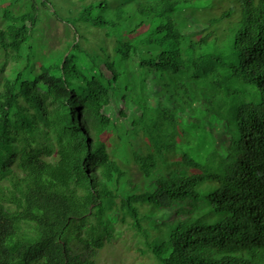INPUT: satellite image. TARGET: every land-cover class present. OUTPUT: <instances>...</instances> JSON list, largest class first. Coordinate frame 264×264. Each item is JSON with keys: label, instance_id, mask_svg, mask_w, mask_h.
Returning <instances> with one entry per match:
<instances>
[{"label": "trees", "instance_id": "16d2710c", "mask_svg": "<svg viewBox=\"0 0 264 264\" xmlns=\"http://www.w3.org/2000/svg\"><path fill=\"white\" fill-rule=\"evenodd\" d=\"M29 1L4 8L0 28V264H94L117 218L150 242L141 222L154 208L172 216L145 243L158 264H264V0H232L219 17L207 9L222 0H125L113 22L91 3L37 71ZM77 24L104 30L113 55L88 53ZM117 103L147 138L138 194L105 141L115 127L129 137L107 114Z\"/></svg>", "mask_w": 264, "mask_h": 264}, {"label": "rangeland", "instance_id": "374dc122", "mask_svg": "<svg viewBox=\"0 0 264 264\" xmlns=\"http://www.w3.org/2000/svg\"><path fill=\"white\" fill-rule=\"evenodd\" d=\"M34 1L36 3V17L38 18V22L32 35L31 44L34 52L32 63L35 65L34 68L37 71L41 61L45 59L50 52L62 50L66 44L72 41L74 32L71 25L75 20V15L82 7L91 3L99 4L101 2L104 4L105 11L102 12V10L100 11L98 8L95 10V13L99 10L97 14H104L109 21L113 22L117 16L114 10L116 4L118 5L119 1L125 0H46L45 6L41 4V0ZM231 2L233 1H215L207 9V13L210 17H219L229 7L234 6L235 3ZM30 4L31 2L29 0H0V28L6 26L2 15V10L4 8L8 9L11 14L17 16L28 11L30 9ZM234 8L238 10L237 5L234 6ZM57 17L60 21L57 20ZM203 17L204 14H200L197 19L199 18V20H201ZM238 19V14L233 13L228 19L219 24L220 27L217 28V33L220 35L221 32H223L222 29H225L229 24L236 22ZM136 20L135 18H131L129 20V25H133ZM77 28L81 36L82 47L88 53L91 54L93 51L101 53L99 47L104 45L107 53L110 56L113 55L112 47L114 39L106 38L104 30L95 29L86 24H77ZM30 52L31 50L29 53ZM3 61V53L0 51V65ZM12 65V62H9L6 67V73H8ZM127 70L129 71V64ZM120 106V103L114 104L113 107L107 110V114L111 115L115 124L124 121L123 123L129 131L128 140L123 142L122 139H125L123 131L121 132L119 131L120 129L115 127V129L107 133L105 141L108 146L107 149L110 157L115 160L123 172L124 178L121 182H125V192L127 191L129 194H138L150 187V183L143 179L138 169L137 162L138 156H142L146 152L145 145L147 143V138H145V133L142 130H136V133L131 131L132 119L136 117L130 114L131 112L129 111L128 105L124 104L127 118L122 119L117 116ZM148 106L150 105L147 104V107ZM138 115L139 113L135 116ZM178 131L180 130L178 129ZM122 142L124 146H121ZM123 147L125 148L124 152H119ZM166 157L167 159L169 158V163L179 159L178 155H172L171 153H167ZM172 168L175 169V166H172ZM160 170L166 171L168 167L160 166ZM160 172L162 173V171ZM187 172L189 173V170H187ZM190 172L194 171L190 170ZM137 208L139 217L146 215L151 209L150 206L146 207L145 205L138 206ZM149 215H151L150 221L146 219L141 222V225L146 230L148 240L150 241H146L147 246L150 245L151 240L154 242L161 231H163L164 219L168 217L172 218L170 214H166L165 217L162 216L161 211L155 208L152 210V214L149 213ZM182 217H184V215L178 216V218ZM130 222L131 220L128 217L125 219V222H123L121 218H117L116 222L111 225L112 227L110 230L112 237L108 238V240H104L102 248L96 251V255L93 257L94 264H158L149 251H146L145 239L143 241L140 235L131 228ZM165 224L168 223L165 222ZM74 244L78 249V244ZM71 245H73V243ZM142 250H145L144 254H142Z\"/></svg>", "mask_w": 264, "mask_h": 264}]
</instances>
